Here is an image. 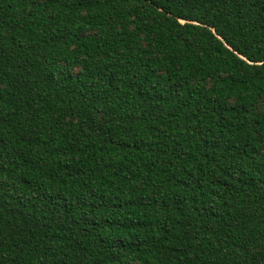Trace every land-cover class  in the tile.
I'll use <instances>...</instances> for the list:
<instances>
[{"label": "trees", "instance_id": "1", "mask_svg": "<svg viewBox=\"0 0 264 264\" xmlns=\"http://www.w3.org/2000/svg\"><path fill=\"white\" fill-rule=\"evenodd\" d=\"M0 264H264V0H0Z\"/></svg>", "mask_w": 264, "mask_h": 264}]
</instances>
